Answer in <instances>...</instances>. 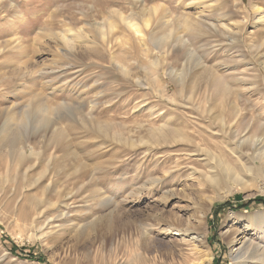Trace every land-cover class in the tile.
<instances>
[{"label": "rangeland", "instance_id": "obj_1", "mask_svg": "<svg viewBox=\"0 0 264 264\" xmlns=\"http://www.w3.org/2000/svg\"><path fill=\"white\" fill-rule=\"evenodd\" d=\"M259 197L264 0H0V264H264Z\"/></svg>", "mask_w": 264, "mask_h": 264}, {"label": "bare ground", "instance_id": "obj_2", "mask_svg": "<svg viewBox=\"0 0 264 264\" xmlns=\"http://www.w3.org/2000/svg\"><path fill=\"white\" fill-rule=\"evenodd\" d=\"M135 25V24H134ZM136 31L137 32H141V30L136 26ZM152 225L153 224H148V226L145 228V236L146 237H149V235H150V231L149 230H151L152 229ZM157 225H158V228H161L162 230H166V231H168V230H173V226H175V224H173V223H171V222H166V221H164L162 224H159V223H157ZM148 227H150V228H148ZM188 230V229H187ZM148 239H150L151 240V238H148ZM196 239H199V237L197 236V237H193V242H195L196 241ZM185 240V239H184ZM150 244H146L145 245V249L146 250H149V249H151L152 248V244L151 243H153L152 241L151 242H149ZM247 247H252V244L251 243H248V241L247 240H245L244 239V241H242L241 242V246L239 247V250L240 251H238V252H235V251H233V259H234V264H241V263H243L242 262V260L243 259H245V256H242V257H240V255H239V253L241 252L242 253V251L245 249V248H247ZM194 250H196V252L198 253V254H200V255H202L203 253H204V251L202 250V249H200L198 246H195V248H194ZM257 251H259V250H257ZM144 253H145V251H144ZM196 253V254H197ZM259 257V256H258ZM247 258V257H246ZM240 259V260H239ZM150 260V259H149ZM195 260V259H194ZM245 261V260H244ZM185 264V263H184ZM191 264H195V262H193V263H191Z\"/></svg>", "mask_w": 264, "mask_h": 264}, {"label": "trees", "instance_id": "obj_3", "mask_svg": "<svg viewBox=\"0 0 264 264\" xmlns=\"http://www.w3.org/2000/svg\"><path fill=\"white\" fill-rule=\"evenodd\" d=\"M256 201H259V202H261L263 205H264V197H259V198H256L255 199ZM250 202L249 203H246V204H244V203H241V204H238L237 206H235L236 208H244V209H247V208H249L250 207ZM221 206V210L220 211H222L225 207H227V206H229V207H234V205H231V203L230 202H228L227 204H225V205H220ZM32 257V256H31Z\"/></svg>", "mask_w": 264, "mask_h": 264}]
</instances>
